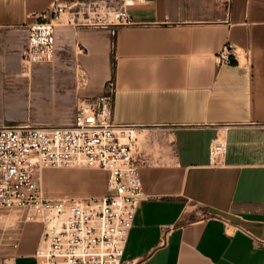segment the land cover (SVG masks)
<instances>
[{
  "label": "crops",
  "instance_id": "obj_1",
  "mask_svg": "<svg viewBox=\"0 0 264 264\" xmlns=\"http://www.w3.org/2000/svg\"><path fill=\"white\" fill-rule=\"evenodd\" d=\"M53 1L0 0V126L69 124L112 81L143 190L123 259L264 264V0H104L131 24L78 27L65 13L53 60L27 66L24 25ZM216 132L226 146L212 163ZM25 213L0 233V264H37L43 225Z\"/></svg>",
  "mask_w": 264,
  "mask_h": 264
},
{
  "label": "built area",
  "instance_id": "obj_2",
  "mask_svg": "<svg viewBox=\"0 0 264 264\" xmlns=\"http://www.w3.org/2000/svg\"><path fill=\"white\" fill-rule=\"evenodd\" d=\"M65 13L66 22L78 27L131 24L127 11L109 1L55 0L24 25L25 65L53 60L56 28ZM231 56L233 47L225 46L216 61L221 64ZM78 82L86 83L82 69ZM113 94L109 80L102 94L77 102L66 125L0 126V210L25 209L26 220L42 223L34 251L37 264H134L123 254L143 198L133 157L136 126L112 121ZM259 126L264 131V124ZM225 146L223 134L216 132L209 147L212 163ZM73 164L106 171V193L99 199L42 197L37 171Z\"/></svg>",
  "mask_w": 264,
  "mask_h": 264
},
{
  "label": "rangeland",
  "instance_id": "obj_3",
  "mask_svg": "<svg viewBox=\"0 0 264 264\" xmlns=\"http://www.w3.org/2000/svg\"><path fill=\"white\" fill-rule=\"evenodd\" d=\"M63 17L64 22H66L67 15ZM75 111L76 107L73 108L69 122L73 119L72 117ZM89 173H93L94 176L90 177ZM107 177L108 174L106 171L89 168L81 164L55 168L41 167L36 173V179L41 189L42 197L49 199L71 197L99 199L106 193ZM24 210H0V233L10 227H15L19 213Z\"/></svg>",
  "mask_w": 264,
  "mask_h": 264
},
{
  "label": "bare ground",
  "instance_id": "obj_4",
  "mask_svg": "<svg viewBox=\"0 0 264 264\" xmlns=\"http://www.w3.org/2000/svg\"><path fill=\"white\" fill-rule=\"evenodd\" d=\"M89 175H90V177H92V176H94V174L93 173H89ZM99 184V183H98ZM97 185V184H96Z\"/></svg>",
  "mask_w": 264,
  "mask_h": 264
}]
</instances>
